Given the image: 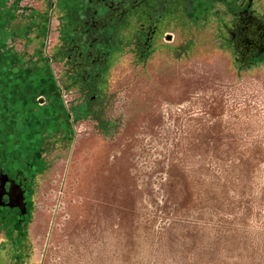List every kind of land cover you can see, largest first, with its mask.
I'll use <instances>...</instances> for the list:
<instances>
[{
	"label": "rangeland",
	"instance_id": "obj_1",
	"mask_svg": "<svg viewBox=\"0 0 264 264\" xmlns=\"http://www.w3.org/2000/svg\"><path fill=\"white\" fill-rule=\"evenodd\" d=\"M90 7L0 0V67L44 64ZM148 36L145 60L124 48L92 105L60 63L44 64L48 83L0 79V129L37 151L18 170L0 141V169L22 171L30 198L19 222L0 211V264H264V55L240 69L167 20Z\"/></svg>",
	"mask_w": 264,
	"mask_h": 264
},
{
	"label": "trees",
	"instance_id": "obj_2",
	"mask_svg": "<svg viewBox=\"0 0 264 264\" xmlns=\"http://www.w3.org/2000/svg\"><path fill=\"white\" fill-rule=\"evenodd\" d=\"M90 1L99 5L101 12L90 7L81 23H71L69 29L72 31V38L62 41L61 45H56L48 60H44V64L48 61L62 64L64 88L76 90L91 105L102 100L109 69L120 52L128 48L127 52L134 56L139 54L142 60H145L147 55L143 49L148 47V33L165 20L177 26H185L190 32L199 33L205 44L209 43V46L227 50L237 67L248 68L242 61L235 59L236 52L230 45L231 36L248 23L249 14L254 13L257 6L264 12V4H261L260 0ZM21 28L23 27L19 24L13 27V22L7 23V29L12 36H17ZM104 45L107 50L101 53L100 48ZM44 64L32 66V61L29 59L25 61L24 58L19 64L1 66L0 79H25L26 73H33L36 75L35 79H43L48 83L50 76ZM16 88H19V82H14L12 88L14 93L17 92ZM1 128L0 141L13 142L9 155L11 154L16 161H11L8 166L15 164L14 167L18 170L28 171L29 161L26 158L37 153L36 150L32 151L33 149L29 148L30 139L14 136L10 139L8 135L12 133L11 129L5 126ZM61 134L62 132L53 133L55 138ZM51 141L52 138L42 139L40 148L44 153H47V144ZM60 141L63 139L60 138Z\"/></svg>",
	"mask_w": 264,
	"mask_h": 264
},
{
	"label": "flooded vegetation",
	"instance_id": "obj_3",
	"mask_svg": "<svg viewBox=\"0 0 264 264\" xmlns=\"http://www.w3.org/2000/svg\"><path fill=\"white\" fill-rule=\"evenodd\" d=\"M235 59L245 66L257 64L264 55V21L250 20L233 34L230 42ZM0 169V211L20 221L27 216L30 206L28 182L23 173L13 176Z\"/></svg>",
	"mask_w": 264,
	"mask_h": 264
}]
</instances>
